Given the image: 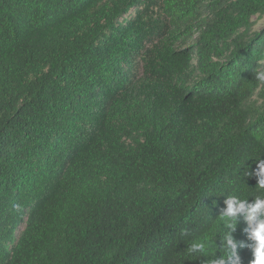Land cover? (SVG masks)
<instances>
[{
  "label": "trees",
  "instance_id": "trees-1",
  "mask_svg": "<svg viewBox=\"0 0 264 264\" xmlns=\"http://www.w3.org/2000/svg\"><path fill=\"white\" fill-rule=\"evenodd\" d=\"M263 17L264 0H0V264L219 258L225 201L264 195ZM249 231L239 215L235 241Z\"/></svg>",
  "mask_w": 264,
  "mask_h": 264
},
{
  "label": "clouds",
  "instance_id": "clouds-1",
  "mask_svg": "<svg viewBox=\"0 0 264 264\" xmlns=\"http://www.w3.org/2000/svg\"><path fill=\"white\" fill-rule=\"evenodd\" d=\"M257 55L258 68L253 75L257 82L264 84V49H260ZM255 175L258 178V187L264 189V159L258 160ZM225 203L226 208L220 216L225 225L221 238L222 251L220 257L212 259L210 264H242L238 247H249L251 249L253 259L250 264H264V195L257 196L251 204L247 200L234 196L229 197ZM241 214L250 226L249 239L253 242L250 245L238 244L232 236L237 226L238 216ZM182 234H186V230ZM204 253L205 245L203 243H192L187 247L186 254L193 258H197Z\"/></svg>",
  "mask_w": 264,
  "mask_h": 264
},
{
  "label": "rangeland",
  "instance_id": "rangeland-1",
  "mask_svg": "<svg viewBox=\"0 0 264 264\" xmlns=\"http://www.w3.org/2000/svg\"><path fill=\"white\" fill-rule=\"evenodd\" d=\"M257 19L256 17H254ZM264 26V17L257 20V23L255 25L256 29H261Z\"/></svg>",
  "mask_w": 264,
  "mask_h": 264
}]
</instances>
